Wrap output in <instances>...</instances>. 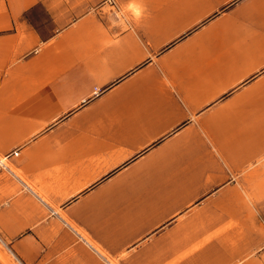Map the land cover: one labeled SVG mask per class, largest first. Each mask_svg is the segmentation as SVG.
Segmentation results:
<instances>
[{
	"label": "crops",
	"instance_id": "crops-1",
	"mask_svg": "<svg viewBox=\"0 0 264 264\" xmlns=\"http://www.w3.org/2000/svg\"><path fill=\"white\" fill-rule=\"evenodd\" d=\"M0 157L22 264H264V0H0Z\"/></svg>",
	"mask_w": 264,
	"mask_h": 264
},
{
	"label": "rangeland",
	"instance_id": "rangeland-1",
	"mask_svg": "<svg viewBox=\"0 0 264 264\" xmlns=\"http://www.w3.org/2000/svg\"><path fill=\"white\" fill-rule=\"evenodd\" d=\"M258 226L264 227V216L256 217L255 227L257 228ZM0 264H22L18 260V258L11 252L8 245L2 240L1 236H0ZM258 264H262V263L259 262Z\"/></svg>",
	"mask_w": 264,
	"mask_h": 264
},
{
	"label": "clouds",
	"instance_id": "clouds-1",
	"mask_svg": "<svg viewBox=\"0 0 264 264\" xmlns=\"http://www.w3.org/2000/svg\"><path fill=\"white\" fill-rule=\"evenodd\" d=\"M141 14L140 12L137 13V19H140L141 18Z\"/></svg>",
	"mask_w": 264,
	"mask_h": 264
},
{
	"label": "built area",
	"instance_id": "built-area-1",
	"mask_svg": "<svg viewBox=\"0 0 264 264\" xmlns=\"http://www.w3.org/2000/svg\"><path fill=\"white\" fill-rule=\"evenodd\" d=\"M0 159H1V157H0ZM0 167H5L4 164L1 162V160H0Z\"/></svg>",
	"mask_w": 264,
	"mask_h": 264
},
{
	"label": "bare ground",
	"instance_id": "bare-ground-1",
	"mask_svg": "<svg viewBox=\"0 0 264 264\" xmlns=\"http://www.w3.org/2000/svg\"><path fill=\"white\" fill-rule=\"evenodd\" d=\"M2 158V157H1ZM1 162L3 163V164H5L6 162H5V159H1Z\"/></svg>",
	"mask_w": 264,
	"mask_h": 264
}]
</instances>
